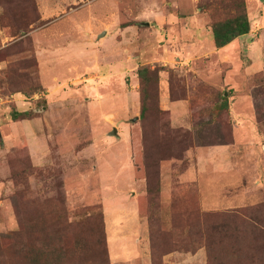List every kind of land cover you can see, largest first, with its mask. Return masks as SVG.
I'll return each mask as SVG.
<instances>
[{"label": "rangeland", "instance_id": "374dc122", "mask_svg": "<svg viewBox=\"0 0 264 264\" xmlns=\"http://www.w3.org/2000/svg\"><path fill=\"white\" fill-rule=\"evenodd\" d=\"M59 1L0 0V264H264V0Z\"/></svg>", "mask_w": 264, "mask_h": 264}, {"label": "trees", "instance_id": "16d2710c", "mask_svg": "<svg viewBox=\"0 0 264 264\" xmlns=\"http://www.w3.org/2000/svg\"><path fill=\"white\" fill-rule=\"evenodd\" d=\"M36 6V4H35ZM2 17V16H1ZM1 20L3 19L0 18ZM36 20L32 21L31 23H35ZM30 23V24H31ZM21 28V29H19ZM212 28V34H213V38H214V44L217 48H221L226 46L227 44H229L233 39L248 34L251 31V19L249 17V14L247 12L246 9V3L245 0H239V3L236 5L234 13L225 16L224 18L218 19L216 21H214L211 25ZM29 27L28 26H23V27H18L17 31L18 34H22V32L27 33L29 31ZM13 36H16L15 34H13ZM150 71V69H148L147 67L145 68H141L138 73L139 76L143 79L145 78V76L147 75V73ZM224 106L227 108V103L224 104ZM147 110V107L145 105V100L142 104V114L145 113V111ZM30 113L28 111L25 112H14L12 114V118L14 120H17V118H19L22 115H29ZM252 218V216H251ZM249 218V219H251ZM253 219V218H252ZM104 222V226H105V221ZM103 224V223H102ZM225 223H222L220 225L217 224V228H215L214 224L210 223L209 226L208 224L204 225V231H205V235L206 238L208 240H212L215 238V231H217V233H219V240L220 242H222L221 237L224 234H227L231 229L235 230V235H237L238 237V242H242L241 238L243 239H248V241H245L247 243L250 242L251 237L253 236V234H256L257 232L255 231L256 228L254 227L253 224H241L239 226H237V228L235 229L234 227L229 228V226L225 227L224 226ZM106 229V226H105ZM203 234V233H202ZM201 234V235H202ZM105 242L106 244H108L107 238H105ZM192 242H196L195 239H192ZM191 242V245H192ZM206 243V241H205ZM82 253H83V248L82 246H80ZM98 248V247H97ZM96 248V250H97ZM86 258L85 255L82 254V258ZM45 263V260L42 259L41 255H38V257L32 258L31 260V264H43Z\"/></svg>", "mask_w": 264, "mask_h": 264}, {"label": "crops", "instance_id": "0c3cea01", "mask_svg": "<svg viewBox=\"0 0 264 264\" xmlns=\"http://www.w3.org/2000/svg\"><path fill=\"white\" fill-rule=\"evenodd\" d=\"M41 1H42L41 4L42 20H48L49 17L52 16V13L60 12L61 10H63V6L65 5L64 2L60 3L59 0L58 1L55 0L57 3L54 0H41ZM51 2H53V4ZM170 105L177 106L178 103L172 102Z\"/></svg>", "mask_w": 264, "mask_h": 264}, {"label": "water", "instance_id": "95a60500", "mask_svg": "<svg viewBox=\"0 0 264 264\" xmlns=\"http://www.w3.org/2000/svg\"><path fill=\"white\" fill-rule=\"evenodd\" d=\"M102 34H105V31ZM111 134L118 135L117 129L114 128L113 131L111 132Z\"/></svg>", "mask_w": 264, "mask_h": 264}]
</instances>
